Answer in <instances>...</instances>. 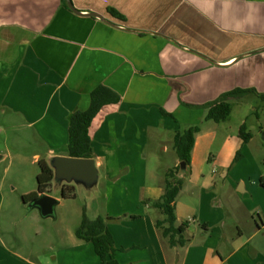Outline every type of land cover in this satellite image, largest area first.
I'll use <instances>...</instances> for the list:
<instances>
[{
  "label": "crops",
  "instance_id": "0c3cea01",
  "mask_svg": "<svg viewBox=\"0 0 264 264\" xmlns=\"http://www.w3.org/2000/svg\"><path fill=\"white\" fill-rule=\"evenodd\" d=\"M70 3L76 12L67 0H0L1 133L26 128L45 141L48 155L69 156L71 116L88 109L92 92L103 86L117 94L120 101L104 106L90 127L100 179L105 174L113 179L125 171L129 175L132 161L142 172L143 160L136 153L142 152L150 129L166 124H170L174 135L183 126H200L188 167L192 174L214 139V133L202 129L213 121L207 118L206 105L234 88H254L256 94L227 97L231 103L243 101L250 94H264V0ZM110 9L120 16L112 15ZM261 132L264 135L262 127ZM225 144L232 154L235 144L230 139ZM35 157L39 159L38 154ZM223 171L221 168L219 173ZM212 182L213 177L203 178L202 187L206 189ZM35 191L23 190L21 199ZM51 192L45 193L58 199ZM238 192H246L243 183ZM163 194L164 190L159 191L153 201ZM90 197L95 212L88 217L94 220L102 216L95 198ZM3 200L0 191V211ZM175 207L180 222L177 199ZM155 210L154 217L128 215V220H148L147 234L133 242L138 240L140 247L149 252L147 256L135 253L129 264L167 262L154 222L162 214ZM85 212L88 215V208ZM110 217L108 214L106 218ZM187 223L188 239L191 223ZM5 227L0 225V264H32L21 250L7 243ZM109 231L115 246L123 249L122 234L111 226ZM188 245L189 239L181 248H186L187 259L194 252ZM87 249V245H80L64 257L58 254L52 258L58 260L55 264H86ZM123 255L118 251L116 260L121 263Z\"/></svg>",
  "mask_w": 264,
  "mask_h": 264
},
{
  "label": "rangeland",
  "instance_id": "374dc122",
  "mask_svg": "<svg viewBox=\"0 0 264 264\" xmlns=\"http://www.w3.org/2000/svg\"><path fill=\"white\" fill-rule=\"evenodd\" d=\"M244 124L251 135L248 143L241 138L240 127ZM261 127L264 129V101L253 94L243 101H233L226 121L219 124L211 121L202 126L205 133H214L213 142L199 158L195 171L184 175L177 197L179 221L191 223L187 247L194 252L187 259L186 248L170 249L155 226L166 264H264V187L261 186L264 183V135ZM149 133L142 152L136 153V157L143 160L142 172L132 161L133 170L129 175L126 171L120 172L110 179L105 174L94 192L76 190V197L68 199L62 198L59 192H51L60 203L55 208L54 218H43L38 210L27 209L21 194L23 190L37 191L39 161L48 155L45 141L26 128L0 132V191L4 197L0 225L6 226L3 235L10 247L21 250L32 264L47 261L55 264L58 260L52 257L58 254L64 257L68 250L87 245L86 264H99L92 244L76 236L83 212L88 208V216H94L92 195L108 229L111 226L123 236L124 259L121 263L117 259L118 263L129 264L135 253L147 256L149 252L140 247L138 240H133L147 234L148 220H128V215H156L150 203L164 190L167 174L179 162L170 124L150 129ZM228 139L236 146L232 154L225 148ZM238 151L242 157L236 161ZM37 154L39 159L35 157ZM221 168L224 171L219 173ZM101 172L105 173L106 169L102 168ZM210 177L213 182L204 189L203 178ZM242 183L246 186L244 194L238 192ZM108 214L111 219L106 218ZM231 255L234 256L231 258Z\"/></svg>",
  "mask_w": 264,
  "mask_h": 264
},
{
  "label": "trees",
  "instance_id": "16d2710c",
  "mask_svg": "<svg viewBox=\"0 0 264 264\" xmlns=\"http://www.w3.org/2000/svg\"><path fill=\"white\" fill-rule=\"evenodd\" d=\"M65 3V0H62ZM110 13L114 16H120L115 10L110 9ZM255 93L254 88L250 89H232L223 94L218 100L206 105L208 109L207 118L215 122L226 121L232 111L233 103L227 101V97L237 96L247 93ZM264 101V94H257ZM120 101V97L110 89L100 86L91 94V102L88 109L74 112L69 124V142L68 155L78 158H93V146L90 136V127L94 118L101 109L109 104H116ZM163 114L167 115L166 112ZM247 125L240 127L241 138L248 143L251 135L246 132ZM200 132L199 125H191L187 128L177 131L174 135V150L180 162H185L187 170L185 176L189 174V166L191 163V153L194 148L195 136ZM241 157L240 152L237 153L236 161ZM40 172L37 175V191L22 196V201L26 205L35 199L39 194L50 192L52 189L53 171L49 167L45 159L39 161ZM184 177L180 176L179 165L174 167L167 174L164 187V194L157 201L151 202V206L159 210L162 214L161 219L155 222L156 228L161 235L167 239L170 247L183 248L188 244L185 232L188 223L177 225L176 216V199L182 189ZM264 187V183H262ZM61 197L64 199L75 198L76 189L72 185H65L61 190ZM132 218H137L132 216ZM111 219V218H107ZM78 239L92 244L96 256L99 258V264H119L116 260V253L123 251L115 246L114 238L109 231L106 219L98 217L94 220L90 219L86 212H83V219L80 226L76 229Z\"/></svg>",
  "mask_w": 264,
  "mask_h": 264
},
{
  "label": "water",
  "instance_id": "95a60500",
  "mask_svg": "<svg viewBox=\"0 0 264 264\" xmlns=\"http://www.w3.org/2000/svg\"><path fill=\"white\" fill-rule=\"evenodd\" d=\"M67 2L69 8L74 10L70 0ZM45 160L53 171L52 192L61 193L65 185H72L78 191L81 189L87 192L97 190L100 171L94 158L48 155ZM179 167L180 176L184 177L187 170L186 163L180 162ZM59 203L60 201L54 196L41 193L27 204V209L38 210L43 218H54L55 208Z\"/></svg>",
  "mask_w": 264,
  "mask_h": 264
}]
</instances>
